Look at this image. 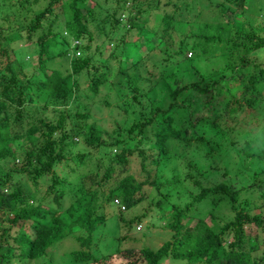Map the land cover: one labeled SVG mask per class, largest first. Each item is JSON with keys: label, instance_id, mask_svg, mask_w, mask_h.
<instances>
[{"label": "trees", "instance_id": "obj_1", "mask_svg": "<svg viewBox=\"0 0 264 264\" xmlns=\"http://www.w3.org/2000/svg\"><path fill=\"white\" fill-rule=\"evenodd\" d=\"M17 1V10L25 8L23 19L29 7L32 15L14 29L7 25L5 32L9 36L22 28L23 42H34L36 51L34 62L25 66L7 46L10 40L0 41V167L5 160L18 162L0 170V264L13 258L49 264L48 249L61 236L75 244L65 252L72 264H110L115 254L126 259L124 264H161L165 257L180 264H264V247L257 253L255 243L256 230L264 229V151L250 150L258 132L264 134V34L259 27L244 17L246 26L232 19L194 22L195 0H151L145 6L137 0ZM40 1L41 7L32 9ZM226 1L232 7L217 3L219 12L225 8L241 20L243 0ZM55 6L63 19L57 30ZM94 20L95 35L108 41L106 55L95 64L87 52L95 37L87 24ZM119 29L122 33L109 44ZM128 32L138 54L121 66ZM58 39L62 48H45ZM214 46L225 50L226 72H198L193 59L208 56ZM56 56L66 58L69 68L46 70ZM180 67L187 73L179 75ZM81 73H90L84 80L89 97L104 84L113 86L116 101L101 102L118 114L109 132L89 118L86 104L70 116L65 108L78 95ZM217 86L222 88L215 95ZM235 135L244 138L243 148H236ZM15 141L20 150L13 147ZM228 150L242 151L246 165L233 162ZM217 159L235 164L232 174L240 182L208 179L226 174L225 165L214 164ZM74 162L87 164L86 171L78 173ZM42 178L47 183L39 191ZM179 188L189 191L182 205L168 198ZM208 196L212 208L226 202L231 217L217 224L209 210L190 224L191 207ZM145 200L163 219L168 238L154 249L100 252L96 243L105 220L115 214L125 225L139 222L146 208L125 219L121 210Z\"/></svg>", "mask_w": 264, "mask_h": 264}, {"label": "rangeland", "instance_id": "obj_2", "mask_svg": "<svg viewBox=\"0 0 264 264\" xmlns=\"http://www.w3.org/2000/svg\"><path fill=\"white\" fill-rule=\"evenodd\" d=\"M43 2L47 0H42ZM99 3H103L104 0H96ZM146 1L151 0H137V2L141 5L145 6ZM165 0H160L161 3H163ZM188 1V0H187ZM196 2L193 3V14H196L195 16L192 17V20L194 22H224L226 19H232L235 21L236 25L238 26L240 23H242L243 26H246V22L242 19H248L252 26H258L259 28V33L264 34V0H243L242 3V8H241V20L237 19L236 16L232 15L230 12H227L226 9L224 8L223 12H219L220 5H229L232 7L230 3L226 0H195ZM17 0H0V41L5 42L6 39L8 38L9 43L7 46L10 49H14L15 55L19 58L22 57L23 63L25 66H27L28 62L33 61L34 62V53L36 51V45L34 42L31 43H24L23 42V35H22V28H19L18 30L11 31L10 35L8 36V33L5 32L10 26V28L14 29L16 27V24H26L28 18L31 17L32 12H31V7L27 8L29 9V12H27L25 18L23 19L21 15L25 13L24 9H16L17 6ZM43 2H39L36 5L32 6V9H37L41 7ZM92 1L91 0H86L83 5H91ZM148 3V2H147ZM219 3V4H217ZM167 8H170L169 5H167ZM96 10V8H95ZM28 11V10H26ZM54 11L56 12V16L53 19L58 26L55 28L57 30L61 24H62V11L55 6ZM153 12V11H152ZM12 14L17 15L19 14V18L14 20V18L10 19ZM97 18L102 17V13L98 12L96 13ZM52 18V17H50ZM96 21H91L90 23L87 24L88 29L91 31V34L94 36ZM8 25V26H7ZM94 25V26H93ZM107 25V24H106ZM63 28H61L62 30ZM122 33V29L116 30L111 36V33L109 35L111 36V40L109 41V44H112L113 42V37L118 36L119 34ZM115 35V36H114ZM126 38L128 39L127 43H125V50L124 54L126 58L121 62V66H125L128 64L129 59H133L136 57L137 50L132 46V38L133 34L132 32H128L126 34ZM5 39V41H3ZM82 42H85V39L81 38ZM87 41V40H86ZM89 44V49L87 50L88 53H91L92 55V62L95 64L98 61L102 59L106 55L105 51V46L108 44V41L104 36H96L92 40L88 41ZM97 45V50H94L93 45ZM45 48L47 50H59L64 46L63 43H61V40L58 39L55 43L50 44L49 42L45 43ZM107 47V46H106ZM211 53L208 54L206 57H197L194 58L193 60V65L197 68L198 72L207 74V73H214L215 71H221L224 72V63L226 62V56L224 55L225 50L221 49L219 46H214L212 47V50L210 51ZM260 52V50H259ZM257 51V60H260L262 58V53H259ZM188 51H186V56L188 55ZM193 54V53H192ZM192 56V55H191ZM49 66L56 67L60 70H64L69 68V64H67L66 58L63 56H56L54 59L48 61L46 70L50 68ZM184 67H180L179 71L177 73H180L179 75H182L187 73L188 70H184ZM91 71V70H90ZM226 72V71H225ZM189 73V72H188ZM35 74L37 75L36 77L39 78L41 76L40 71H35ZM90 76V73H81L77 76L76 80L78 83V87L76 90L77 97H74L73 99L68 100V102L65 104V108L67 109V112L69 113V116L71 113L74 112V110H82L81 105L86 104V111L88 112L89 118L95 120L100 126L106 129L107 132L110 131L112 128V121L115 119L118 114L115 109L107 111V108L109 105H102L101 102L103 100H106L109 104L113 103L116 101L115 95L112 91L113 86L111 88L108 87V85L104 84L99 87V90L97 94L91 95V97L87 96L86 94V86L84 83V80ZM160 78H157L156 81H158ZM187 79V78H186ZM185 79V80H186ZM111 86V85H110ZM222 87L217 86L216 90L214 92L215 95L218 94ZM123 91V90H122ZM182 96V93L177 95V98ZM176 98V99H177ZM162 101L164 100V97L161 99ZM165 101V100H164ZM163 101V102H164ZM178 102V100H176ZM32 105H29V107ZM29 111L31 110L30 108H27ZM84 111V110H83ZM180 109L178 110V112ZM27 116V114H24ZM178 117H182L181 115H178ZM184 117V116H183ZM27 119V118H26ZM25 126V125H23ZM188 128L190 131V127L188 125H184ZM18 129V128H16ZM20 130V129H19ZM184 135H189V133H184ZM238 138L235 139V146L236 148L239 149V147H242L244 144V138L242 136H232L231 138ZM219 140H221V137H216ZM77 140V139H76ZM251 151L254 150H262L264 151V134H257V140L255 142H251ZM177 148L175 150H179L180 147L179 145H175ZM13 147L15 149L20 150L19 144L15 141L13 142ZM243 148V147H242ZM228 153L230 156H233V162L236 161V164H240V166L246 165L247 162V157L246 155L242 152L237 150L236 152L229 151ZM217 155L213 156V158L216 160ZM218 160V159H217ZM204 162V161H202ZM17 164V158L13 159L12 162L9 160H5L2 162L0 170H3L7 166H11V164ZM136 160L133 158V161L130 162L132 164V167L135 166ZM72 165L71 163H69ZM74 164L77 166V171L78 173H82L86 171L87 169V164L83 165L80 164L79 162H74ZM214 164H217L219 166L225 165L226 169V174L225 176L223 175H215L211 178V181L215 180H232L230 178H233L237 182H240V179L233 177V170L235 168L234 165L230 164H225L222 161L214 162ZM206 166V163H205ZM67 169V166H63L62 170L63 173L66 172L65 170ZM65 174V173H64ZM264 174V173H263ZM260 175L263 177L264 175ZM17 174L14 175L13 178H16ZM20 180L24 182L23 178L20 177ZM47 183V180L45 178H42L39 180V183L37 185V189L39 191H42L45 188V185ZM111 182H108L110 184ZM107 183L105 185H108ZM262 188L264 189V180L261 181ZM193 191V190H191ZM189 191L187 192L186 189L179 188V191L175 193V195H170L169 201L170 202H176L179 205H182V203L186 200H188V195ZM211 197L208 196L204 199H202L199 202H195L193 208L191 207L189 211V218L188 222L192 224L196 217L201 216L202 214H206L209 210L213 211L216 215V222L217 224H220L223 220L228 219L231 217L230 211L227 208V203H218L216 207L212 208L210 204V199ZM66 206V203L62 207ZM114 207V206H113ZM167 205L165 206V208ZM146 208V210H144ZM120 209V208H119ZM121 210V209H120ZM144 210V215L138 220L137 222L135 219H132L129 224L127 223H120L119 218L115 214H111L106 220L105 223L102 227V232H101V237L100 240L96 243V247L99 249L100 252L102 253H112L114 249L117 247L118 252H121V250L124 249H130L132 250L131 252L134 251V249H138L140 246H147L151 249H154L158 243L162 240H165L168 238V231L166 227H163V219L161 218H156L155 216H158V212L155 210L153 206H147L146 200L140 202L137 206H135L133 209L131 208L130 210H121V217L122 219L129 218L133 215L140 214ZM62 211V210H61ZM116 212V211H115ZM260 212L264 215V203L260 207ZM154 217V218H153ZM248 230V229H247ZM249 231V230H248ZM256 238H255V243L258 248V252L260 253L262 251V248L264 247V229H257L256 230ZM117 237H120L119 241L117 240ZM121 237H124L121 239ZM75 244L72 242L71 238L69 237H59L54 240L52 245L48 249V262L49 264H72L71 262L69 263L67 259L65 258V252H67L69 249L73 248ZM98 253V252H97ZM66 259V262L64 261ZM46 260V259H45ZM126 259L122 256H117L112 255L111 258L109 259L110 264H124ZM41 264V260L37 259L34 260L33 262H23V260H17L16 258L11 259V264ZM181 262L178 261H171L168 257H165L162 259L161 264H180ZM135 264H143L141 261L138 263L136 262Z\"/></svg>", "mask_w": 264, "mask_h": 264}, {"label": "clouds", "instance_id": "obj_3", "mask_svg": "<svg viewBox=\"0 0 264 264\" xmlns=\"http://www.w3.org/2000/svg\"><path fill=\"white\" fill-rule=\"evenodd\" d=\"M189 54V53H188Z\"/></svg>", "mask_w": 264, "mask_h": 264}]
</instances>
